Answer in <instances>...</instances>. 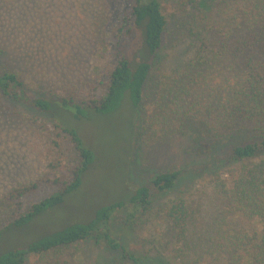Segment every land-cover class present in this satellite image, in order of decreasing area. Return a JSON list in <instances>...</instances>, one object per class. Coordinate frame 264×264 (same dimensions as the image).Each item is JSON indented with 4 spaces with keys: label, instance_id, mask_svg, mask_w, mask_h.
Returning <instances> with one entry per match:
<instances>
[{
    "label": "rangeland",
    "instance_id": "obj_1",
    "mask_svg": "<svg viewBox=\"0 0 264 264\" xmlns=\"http://www.w3.org/2000/svg\"><path fill=\"white\" fill-rule=\"evenodd\" d=\"M161 3L167 28L162 46L153 58L140 119L132 117L127 104L111 114H97L83 120L54 115L77 130L83 142L95 152V161L79 190L62 206L45 213L23 230L4 234L0 248L27 242L38 233L56 229L69 218L87 217L96 207L126 198L127 192L148 184L156 174L172 170L181 171L180 180L173 188L151 197L150 204L129 222L125 210L111 220V230L125 236L122 239L130 250L152 257L156 264L167 261L166 257L182 248L187 255L177 257L181 263L191 260V264H226L223 256L211 252L209 247H195L189 241L184 246V240L191 239L193 234L203 236L206 229L213 230V237L229 233L252 236L261 231L264 224L258 215L252 216L227 204L226 194L233 187L238 168L216 160L221 142L252 133L236 128L216 139L210 121L204 117L169 122L173 133L166 128L159 110V95L164 88L151 86L153 81L163 86V79L178 76L177 71L194 56L196 42L188 35V27L191 18L206 10V6L200 0L196 7L183 4L182 0H161ZM128 9L125 0H0V66L17 69L26 89L35 96L51 90L61 95L72 90L80 100L99 98L107 89L109 73L115 65L116 46L124 40L118 28ZM208 73L215 78L211 65ZM171 109L176 112L170 104ZM34 118L38 122L57 120L50 114L29 110L22 103L0 99L3 216L16 217L57 191L58 185L44 181L54 179L56 172L61 171L52 169L50 164L60 161L70 166L74 159L75 148L70 137H53L60 143L57 149L51 138L36 131ZM197 142L203 144L205 152L196 153ZM250 162L257 164L260 160ZM23 182H38L36 191L18 200L8 199L10 188ZM168 199L182 203L188 210L191 223L187 238L186 233L183 237L177 232L178 228L162 208ZM54 259L57 258L43 262L37 256H29L27 264H129L118 253L106 251L91 241L67 250L57 261Z\"/></svg>",
    "mask_w": 264,
    "mask_h": 264
},
{
    "label": "trees",
    "instance_id": "obj_2",
    "mask_svg": "<svg viewBox=\"0 0 264 264\" xmlns=\"http://www.w3.org/2000/svg\"><path fill=\"white\" fill-rule=\"evenodd\" d=\"M125 1L129 3L128 13L118 28L124 40L116 46L115 65L103 96L85 101L78 99L72 90L62 95L51 90L35 96L26 89L17 69L0 66V99L22 103L40 114H50L56 122L33 119L36 131L51 138L57 149L61 146L53 137L68 135L75 148L70 166L60 161L50 164L52 169L61 171L56 172L54 179L44 181L58 185L57 191L16 217L3 216L4 210L0 209V242L4 234L23 230L45 213L62 206L79 190L84 175L95 161V152L83 142L77 130L54 115L83 120L97 114H111L127 104L132 117L140 119L153 58L162 46L167 19L161 0ZM200 1L206 10L194 15L188 27V35L196 42L194 56L180 67L178 76L163 79V86L153 81L151 88H164L159 95V110L170 133H173L170 123L177 118L198 117L210 121L216 139L236 128L252 133L221 142L216 160L227 167L238 168L233 187L226 194L227 204L252 216L258 215L264 224V0ZM197 2L182 0L190 7H196ZM133 48L134 54H131ZM210 65L216 72L215 78L208 75ZM170 104L175 106L176 112L169 110ZM177 130L180 132L181 128L177 126ZM136 131L134 128L133 132ZM197 143L196 153L205 152L203 144ZM210 147L209 144L208 149ZM255 159L260 162H250ZM180 177V170L160 172L148 184L127 192L126 198L100 205L87 217L69 218L56 229L38 233L27 242L0 248V264H27L29 256L48 262L90 241L106 251L118 253L129 264H156L152 257L130 250L122 239L125 236L111 230V220L121 210H125L128 222L134 219L150 204L151 197L169 191ZM37 186L38 182L20 183L10 188L8 199L18 200L35 192ZM162 208L184 237L191 223L188 210L171 199L164 201ZM213 234V230L206 229L203 236L193 234L183 244L188 246L189 241L195 247L205 245L211 252L222 255L226 264H264V225L252 236L229 233L213 237ZM184 254L186 256L187 252L182 248L160 264H191V260L185 263L178 260L177 257Z\"/></svg>",
    "mask_w": 264,
    "mask_h": 264
}]
</instances>
